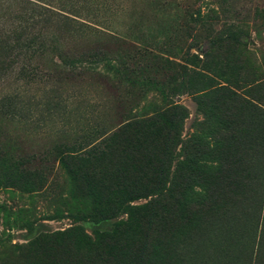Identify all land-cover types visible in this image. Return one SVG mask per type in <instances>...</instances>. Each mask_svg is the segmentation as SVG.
Wrapping results in <instances>:
<instances>
[{
	"label": "rangeland",
	"instance_id": "rangeland-1",
	"mask_svg": "<svg viewBox=\"0 0 264 264\" xmlns=\"http://www.w3.org/2000/svg\"><path fill=\"white\" fill-rule=\"evenodd\" d=\"M0 264H264V0H0Z\"/></svg>",
	"mask_w": 264,
	"mask_h": 264
},
{
	"label": "trees",
	"instance_id": "trees-1",
	"mask_svg": "<svg viewBox=\"0 0 264 264\" xmlns=\"http://www.w3.org/2000/svg\"><path fill=\"white\" fill-rule=\"evenodd\" d=\"M189 72L193 75V77H199L200 79L206 78L204 75H202V73L198 72L197 70L191 69ZM185 89H187V87H185ZM220 89H222V88H220ZM232 95H234V94H232ZM248 103H247V105H245V107L256 108L250 102H248ZM169 111L170 112H168V118L165 119V121H164L165 122V130H164L163 136L160 137V141L164 142L163 143V150L166 146H171L172 148H174V150L176 147L179 146L180 150L187 152V155H188V156L184 155L182 157V161L183 160L187 161V160H190L192 157V155H190L188 153L191 150L190 147L194 146L195 147V153L200 156L203 153L202 148L204 147V145H206V141H205V138H204L202 132L199 131L198 133L192 134L189 138L182 140L180 129L183 125L185 109H184V107H182L180 105L172 104ZM160 156H163L162 150H161ZM157 157L154 161V163H155L154 171H153L154 173L157 172V168H163V170L165 171L164 165L161 163V158L159 159L160 160V163H159V161L157 160ZM194 168H196L195 165H194ZM167 176H168V174L166 175V173L164 172V174L162 175L159 182H156V180L154 179L155 184L151 183L150 184L151 188L155 189V188H160V186L162 187V181H163V186H165V184L167 182V179H166ZM164 177H165V179H164ZM157 185H158V187H156ZM135 190L139 192L138 189H135ZM135 190H131V193H133ZM144 190H146V189L144 188L141 191V194L134 196L133 199H138L142 196L144 197L145 194H142V192ZM131 209H134V208H131ZM135 209H137V208H135Z\"/></svg>",
	"mask_w": 264,
	"mask_h": 264
}]
</instances>
